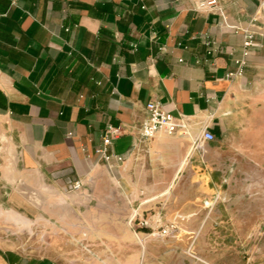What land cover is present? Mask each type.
Instances as JSON below:
<instances>
[{"label": "crops", "instance_id": "crops-1", "mask_svg": "<svg viewBox=\"0 0 264 264\" xmlns=\"http://www.w3.org/2000/svg\"><path fill=\"white\" fill-rule=\"evenodd\" d=\"M262 1L222 0L223 18L196 11V0H0V188L12 196L22 184L31 198L51 192L47 184L54 195L84 186L106 168L95 152L106 127L121 126L111 149L126 158L119 180L138 178L123 170L144 146L157 168L141 177L147 185L118 189L128 213L110 224L123 230L102 237L112 256L93 264H264V155L205 153L206 145L264 148ZM242 30L258 46L239 75ZM208 41L222 51L209 55ZM152 101L217 139L203 150L180 136L141 139ZM142 218L152 228L138 227ZM169 223L178 230L159 235Z\"/></svg>", "mask_w": 264, "mask_h": 264}, {"label": "rangeland", "instance_id": "rangeland-1", "mask_svg": "<svg viewBox=\"0 0 264 264\" xmlns=\"http://www.w3.org/2000/svg\"><path fill=\"white\" fill-rule=\"evenodd\" d=\"M242 136L235 132L234 139H254L251 132ZM148 149L144 146L124 168L123 172L138 175L136 180L129 181L130 184L142 183L145 186L151 182L141 179L157 168L151 160L149 163L147 161ZM205 153L211 156L262 157L264 148L206 145ZM174 154L177 153H170L169 156L174 157ZM115 170L102 168L93 178L84 182L82 189L74 190L76 192L61 190L57 195L52 193L51 184L46 186L51 192L45 191L41 196L31 198L21 193L22 184L15 187L18 194L12 196L9 190L1 187L0 264H15L16 257L26 259L38 255L55 258L61 264H93V261L101 262L111 257L109 245L103 243L102 237L122 231V228L112 226L110 222L124 220L128 213L127 204L118 196V189L126 187L129 182L119 180L116 175L118 169ZM34 203L41 204V212L16 209L23 206L28 208Z\"/></svg>", "mask_w": 264, "mask_h": 264}, {"label": "built area", "instance_id": "built-area-1", "mask_svg": "<svg viewBox=\"0 0 264 264\" xmlns=\"http://www.w3.org/2000/svg\"><path fill=\"white\" fill-rule=\"evenodd\" d=\"M222 0H196L195 9L198 12H212L218 10L221 12V16L224 15L221 11L220 4ZM258 14L264 16V0L260 3ZM238 30V29H237ZM244 34V48L240 58L236 60L238 70L236 74L241 75L243 73V68L246 65V60L250 54V49L252 47L258 46L255 39V34L248 30H242ZM207 45L209 47L208 54L214 55L220 51L222 48L215 41H208ZM234 73H230L229 76H233ZM147 117L142 123L139 129V136L143 140H152L160 134H165L168 136H180L184 138L191 139L193 141V148L195 150H203L205 144L214 142L217 138L212 131L205 128L201 133L194 134L191 129L190 121L186 119L185 116H175L167 111H165L161 103L157 101H152L146 106ZM125 134V130L121 126H114L109 124L103 135L102 142L96 148V156L98 161L103 162L108 170L118 169L126 160L124 155H119L113 152L111 149L116 139ZM83 187L81 181H77L73 185V189L79 190ZM139 217L138 213L135 214L133 221ZM138 227L141 228H152L151 221L149 218H142L137 220ZM159 235L170 236L178 230L175 223H169L168 225L161 227ZM154 234V233H153ZM194 264H210L202 260H196ZM226 264V263H223Z\"/></svg>", "mask_w": 264, "mask_h": 264}]
</instances>
